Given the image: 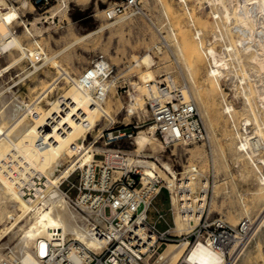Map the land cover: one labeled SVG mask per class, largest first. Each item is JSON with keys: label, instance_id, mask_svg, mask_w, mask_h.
I'll list each match as a JSON object with an SVG mask.
<instances>
[{"label": "bare ground", "instance_id": "obj_1", "mask_svg": "<svg viewBox=\"0 0 264 264\" xmlns=\"http://www.w3.org/2000/svg\"><path fill=\"white\" fill-rule=\"evenodd\" d=\"M16 1L20 6L17 7L9 3L8 0H0V58L14 51L18 54L20 53V57L18 54L15 57L12 55L11 64L12 62L20 63L22 61L21 57L29 59L34 67V70L29 73L30 76L37 73L48 63H53L54 65L51 66H56L59 70L63 69L60 73L65 72L57 60L61 53L50 56L43 48L42 43L37 40L34 41L33 46H25L23 44L21 39L23 34L20 35L16 32L15 25L24 26V35L33 36L28 24L22 20V14L26 13V11L30 12L35 6L30 0ZM58 1L60 2V4L58 3L59 6L51 10V17H46L47 20H53L59 13H65L70 2L76 3L78 6H85L90 2V0ZM159 1L161 3V11L165 15L168 25V30H165L167 35L161 34L160 38L166 39L168 46H171V44L174 46L173 49L169 50H171L173 55H176L177 61L181 64L175 66L179 72L178 74H184V78L190 80L192 85L189 84L191 89L187 87L181 88L171 75L164 81H168L172 88H177L180 91L184 102L196 105L194 103L196 101L192 102L190 98L199 99L202 113L208 117V120L212 114H217V97L220 96L222 98L221 105L225 121L227 120L226 123L230 121L231 126L237 130L238 138H240V142L237 145L238 158L244 159L246 166H251L254 175L258 179V189L252 194V198H240L242 209L237 213V219L235 220L236 222L238 221L239 226L245 223L244 229L249 231L253 218L252 209L261 200H264V160L257 156V152L261 153L259 152L260 144L264 140V0H207L209 11L206 19L197 16V10L190 5L189 0H178V4L183 10L182 14L175 9L173 0ZM116 6L117 4L108 10H101L100 13L104 14L108 19L109 12H112ZM200 6L202 7V4ZM125 7L126 10L129 9V12L132 11L131 15H135L137 11L142 13L144 6L142 8H134L129 7L127 4ZM126 15L127 13L115 19H120L121 17V19H124L123 17ZM183 19L187 20L191 29L183 27ZM120 20L108 26H113ZM36 23H32V25L36 32H40V29L36 27ZM104 29L105 26H102L99 30L80 36L76 42H84L95 37L94 35ZM167 39L170 40V43ZM156 48L160 51L162 50L159 46H156ZM39 60H44V64L38 65L37 62ZM142 66L146 69L141 71L140 77L144 84V92L142 94L147 95V99L155 96L164 100L158 87V84L164 81L156 82L154 74L155 60L150 53H145L141 57L136 58L135 67L140 68ZM205 68V82H200L201 72ZM94 70L93 68H87L77 79L65 72L66 77L64 78L72 81L73 90L67 94L63 93L56 100L50 102V107L46 109L41 106V103L53 91L54 85L60 77L54 83L50 82L51 84L43 81L41 93H38L39 95L36 94L38 95L36 99L33 98L32 100L34 101L26 107L25 103H23L25 101H18L20 100H17L19 97L10 98L7 96L5 89L0 86V226H4V228H0V261H6L9 264H43L47 248L52 243L55 233L61 234L66 239L82 242L93 250H100L106 247V243L99 242L94 238L90 228L91 217L99 224L103 225L104 222L95 216L89 208H84L86 215L71 208L63 198L64 196L56 188L59 180L68 176L73 164L78 162L82 168L96 160V152L101 153V151L94 148L95 143L100 140L103 132L110 129L108 125L116 122L111 110L113 108L110 94L112 88L117 89V78L113 76L110 80L104 81L102 78H98L97 73H95L93 86L103 85L108 91V96L102 103L94 105L89 99L88 92L83 87L85 72L92 71L94 73L95 71L98 72L99 69ZM64 74L62 73V75ZM232 74L237 76V81L240 83V86H236L237 89L235 88V95H240L244 98L243 113H241L244 118L240 122V119H238L239 111L229 102L223 86V82L227 81ZM69 80L68 84H70ZM129 83L134 84L133 81H129ZM135 87L139 88L138 84H135ZM135 95L132 93V98L127 108L126 121L140 108H144L143 98L139 99ZM61 98L63 100H74L77 109H85L81 118L83 121L71 124L57 143L41 151L37 149L36 141L41 128L50 119H54L61 110H64ZM196 107L198 109V104ZM71 108V111H65L64 116L67 120L76 112L74 106H71ZM146 112L149 116L147 105ZM35 114L37 115L35 116ZM210 126L208 125V127ZM249 126L254 130V136L248 134ZM211 127L210 130H212ZM242 128L247 135H244L239 130ZM153 130L151 128L141 130L134 137L133 145L138 147V152L142 153L146 159H150L143 162L146 176L154 177L155 171H158L163 179L169 181L170 178H164L163 171L158 170L157 164L151 161L152 155L145 153L148 147L156 152L158 147L163 149L167 146L166 143L154 135ZM90 134L95 137V142L91 140L92 143L89 142L90 144H87ZM229 136L233 137V133ZM73 145H75L76 149L73 148ZM178 145L189 144H173L170 146L177 147ZM112 150H104L105 152H103L108 154ZM191 155L192 157H199L198 152L191 153ZM74 156L76 157L73 158ZM65 165L67 166L63 169ZM164 167L174 174V170L169 164L165 163ZM195 167L191 166L189 172ZM32 168L47 178V190L54 198L50 204L41 205L37 201L30 202L24 198L21 189V175L32 174ZM244 168L246 167L244 166ZM247 171L249 173V170ZM199 172L195 175V180L191 178L190 181L184 182L186 188L193 190L195 183H199L201 179ZM248 173L246 172V174ZM148 177L146 178L148 179ZM173 202L176 205L175 199H173ZM203 206L204 204L201 207ZM194 211V213L186 216L182 215L180 211H175L174 230L176 232H188L198 224L201 215L197 213L195 208ZM114 217H111L110 220H113ZM261 223L264 226V220ZM238 240L239 238L234 240L231 246L223 250H217L202 241H199L191 248H189L188 243L181 245L169 244L168 247L172 245L176 247L172 249L170 247V250L167 249L160 254L155 263H152V257L149 256L136 264H168L170 261L175 262L181 258L185 264H226L227 255H231L234 250L236 251L237 245H239ZM43 243H46L44 255L40 253V247ZM260 254L259 257H262V253Z\"/></svg>", "mask_w": 264, "mask_h": 264}, {"label": "rangeland", "instance_id": "obj_2", "mask_svg": "<svg viewBox=\"0 0 264 264\" xmlns=\"http://www.w3.org/2000/svg\"><path fill=\"white\" fill-rule=\"evenodd\" d=\"M8 1L17 7L20 6L16 0ZM30 1L32 3V0ZM140 1L141 3L138 7L142 8L144 6L143 12L141 13L140 11H137L135 16L131 15L130 13H132V11L129 12V9H127L124 14L127 13V15H129H126L127 17L124 16V19H121V17V20H109L106 16H104V14L100 13V11L108 10L116 4H120L122 0H90L89 4L85 6H78L76 3L70 2L65 13H59L53 20H47L46 17H51V10L58 7L60 4L58 0H53L51 5L46 8L40 9L36 7L32 8L30 12L26 11V13L22 14V20L28 24L29 28L33 32V36L24 35L25 27L15 25L16 32L20 35L23 34L21 39L25 46H33L34 41L37 40L42 43L43 48L50 56L61 53L57 58L60 62L61 68H64L65 72L75 79H77L79 75L90 67L97 56L104 55L109 62L115 66L116 72L114 77L117 78V89L112 88L113 91L111 90L110 94L113 108L111 110L113 111L112 114H114L116 118V122L114 124H109L108 128H119L124 133V131L130 132L133 126H140L141 128L136 130V136L141 130L148 129L146 126L142 127L148 118V114L146 112L148 96L142 94L144 92V84L140 79L142 73L141 71L146 69L144 66L140 68L135 67L136 58L141 57L145 53H150L154 57V74L156 82H160L162 80L164 81L169 75H171L175 78L176 84L181 88L187 87L188 89H191L190 85H192L190 80L184 78V74H178L179 72L175 66H177V64L179 65L180 62L177 61L176 55H173L171 50H169L173 49L174 46L172 44L171 46H168L166 39L160 38L161 34L167 35L166 31L168 30L166 17L161 11L160 1ZM189 2L191 6L196 8L197 16L206 19L207 12L209 11L208 1L189 0ZM201 4L202 7L200 6ZM173 5L175 9L182 14L183 10L178 4V0H173ZM117 20H120V23L117 22V24L113 26H108ZM32 23H36V27L40 29V32L35 31ZM182 25L187 29H191L186 19L182 20ZM102 26H105V29L97 35H94L95 37H92L84 42H76L80 36L99 30ZM168 40L169 39H167V41ZM156 46L161 47L162 50H158ZM17 54L18 53L14 51L0 58V86L5 89L7 96L10 98L19 97L17 98V100L20 99L18 101H25L23 102L25 103V107L29 106V103L34 101L32 99H36L39 95L38 93H41L43 81L48 82V84L50 82L54 83L55 80L60 77V81L58 80L56 82L53 91L41 103V106L46 109L50 107V102L56 100L58 97L63 95V93L67 94L73 90L74 86H72V81L67 78L70 83L68 84V80L64 78L66 77V74H64L65 72H62L64 75L60 73L63 69L59 70L58 67L51 66L54 65L53 63H48L37 73L30 76L29 73L34 70V67L29 59L21 57L22 61H20V63L12 62L11 64L12 55L15 57ZM19 55L20 53L18 56ZM37 63L38 65H43L44 60H39ZM235 76V74H232L227 81L223 82V86L225 92L227 93L229 102H231L239 111L238 119H240V122L244 118L241 114L243 113L242 109L244 105V98L240 95H235L236 86H240V83L237 81V76ZM205 78L206 68L202 70L199 81L205 82ZM229 79L232 80L230 81ZM129 81H133L134 84H130ZM135 84H138L139 88L135 87ZM132 93L134 95L136 94L135 96L139 99L143 98L144 108H140L129 118L128 121H126L125 118H127V108L130 104ZM193 98L194 97H192V99L190 98V101H196L194 103L196 105L198 104L199 114L202 120L204 119L203 123L208 134L206 142L178 145L177 147H167L164 145L165 148L160 149V147H158V151L156 152L148 147L145 153L152 155L151 161L155 162L157 166H160V164L164 166L165 163L169 164L171 167L173 166L172 169L177 173H189V168L191 166L198 167L200 170L199 173L201 174L199 177H209L210 180L209 203L211 204L210 211L212 217H221L228 226L237 228L239 223L235 220L237 219V213H239L240 209H242V206L240 205V198H252V194L258 189V179L256 175H254L251 166H246V161L238 158L237 145L240 142V138H238L236 133L237 130L231 126L232 124H230V121H228L229 123H226L227 120L225 121L221 105L222 98L220 96L217 97V114H212L209 117V120L208 117L204 116L202 113L201 102L199 99ZM209 123L213 127H211ZM208 125L212 130H210ZM239 130L242 131L244 135H247L243 128ZM229 133H233V137L229 136ZM248 134L254 136V130L250 126ZM94 139L95 137L90 134L86 143L90 144L89 142H95ZM95 144L94 148L101 151V153L96 152V154H100L99 156L103 155L105 151L112 149L133 151L138 148L136 145H133L134 139L129 138H124L118 143H114L109 146L104 144L103 139L99 140ZM260 145L261 147L259 152L261 153L257 152V156L261 159L263 158L264 160V140L261 141ZM213 149L216 150H214V153ZM194 152H198L200 158L192 157L191 153ZM97 158L101 159V157ZM244 166L246 168H244ZM247 170H249V173ZM246 172L250 175L246 174ZM162 173L164 178L169 177L164 171ZM254 176L255 178H253ZM199 177L198 179H200ZM199 181H201V179ZM197 184L198 183H195L194 187ZM168 208L169 194L167 191H163L155 200L154 205L150 210V219H154L156 210L166 211ZM263 208L264 200H261L259 204L252 209L253 218L250 230L242 240H240L241 237H238L239 245H237L236 251L234 250L231 255H227L226 264H264V226L261 223V221L264 220ZM170 217L172 220V216ZM172 226L174 227L173 223ZM0 228H4V226H0ZM174 247L176 246H163L159 254L151 258L152 263H155L158 260L160 254L164 253L167 249L170 250ZM45 250L46 243H43L40 247V253L44 255ZM259 252L262 253V257H259ZM168 264L185 263L182 262L181 258L175 262L170 261Z\"/></svg>", "mask_w": 264, "mask_h": 264}, {"label": "built area", "instance_id": "obj_3", "mask_svg": "<svg viewBox=\"0 0 264 264\" xmlns=\"http://www.w3.org/2000/svg\"><path fill=\"white\" fill-rule=\"evenodd\" d=\"M32 2L35 8L43 9L50 6L53 0ZM139 2L122 0L109 12L108 19L123 15L127 4L137 8ZM89 68L99 70L85 72L83 87L91 103L97 105L107 98L108 91L103 85L93 86L95 73L104 81L110 80L116 68L104 55L97 56ZM158 87L164 100L155 96L148 99L149 116L142 127L154 129V135L167 146L206 142L207 130L196 105L184 102L180 91L172 88L168 81L159 83ZM61 99L64 110L41 128L36 141V147L41 151L57 143L71 124L83 121L81 118L85 109H77L74 100ZM71 106L76 112L67 120L65 111H71ZM139 128L133 126L130 132L124 133L119 128L109 129L103 132L100 140L103 139L104 144L109 146L124 138L134 139ZM73 148L76 149L75 145ZM95 156L96 160L85 167L81 168L78 162L73 164L68 176L61 178L56 188L71 208L85 215L84 208H89L104 222L103 225L99 224L91 217L90 228L94 238L106 243V247L93 250L82 242L55 233L43 264H136L159 254L163 246L169 244L188 243L191 248L202 241L217 250H223L231 246L237 237L242 240L247 235L245 223L236 229L228 226L221 217H212L209 177L203 176L193 190L184 186V182L196 179L195 175L200 171L198 167L189 173L174 171L172 174L160 164L158 170H163L170 177L167 181L158 171H155L154 177L146 176L143 162L147 159L138 152V148L133 151L114 149L111 153ZM32 171V174L21 175L24 198L41 205L50 204L54 198L47 190V178L33 168ZM163 191L169 194V208L166 211L156 210L154 219H150V210ZM192 207L201 215L198 224L188 232H176L172 226L175 211L186 216L195 212ZM113 216V220H110ZM0 264L9 263L0 261Z\"/></svg>", "mask_w": 264, "mask_h": 264}]
</instances>
